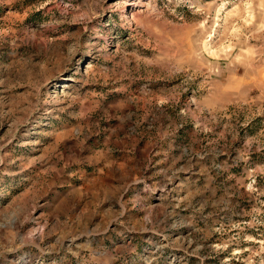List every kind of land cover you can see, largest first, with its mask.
<instances>
[{"label":"rangeland","instance_id":"obj_1","mask_svg":"<svg viewBox=\"0 0 264 264\" xmlns=\"http://www.w3.org/2000/svg\"><path fill=\"white\" fill-rule=\"evenodd\" d=\"M0 264H264V0H0Z\"/></svg>","mask_w":264,"mask_h":264}]
</instances>
